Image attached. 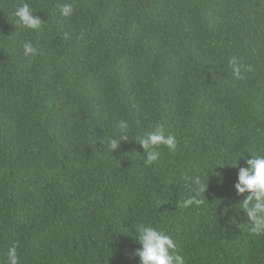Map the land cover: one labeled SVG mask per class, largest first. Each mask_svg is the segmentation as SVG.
I'll use <instances>...</instances> for the list:
<instances>
[{"label":"trees","instance_id":"1","mask_svg":"<svg viewBox=\"0 0 264 264\" xmlns=\"http://www.w3.org/2000/svg\"><path fill=\"white\" fill-rule=\"evenodd\" d=\"M22 2L39 29L17 24ZM120 120L129 140L112 151ZM158 127L177 147L157 146L147 166L134 140ZM258 152L264 0H0L3 264L13 243L19 264H139L141 224L186 264H264V235L243 224L247 193L234 189ZM190 195L201 203L183 207Z\"/></svg>","mask_w":264,"mask_h":264},{"label":"clouds","instance_id":"2","mask_svg":"<svg viewBox=\"0 0 264 264\" xmlns=\"http://www.w3.org/2000/svg\"><path fill=\"white\" fill-rule=\"evenodd\" d=\"M62 17H70L73 14V6L70 3H60L57 5ZM17 18V24L25 29H39L43 23L33 12L27 2L20 3L13 12ZM22 53L26 58H33L37 49L31 41H25L22 44ZM232 74L239 79L241 70L245 68L242 62H238L235 57L229 61ZM245 70H247L245 68ZM116 132L119 138H110L108 143L113 151L118 147L120 141H127L128 138V122L120 120L116 123ZM139 144L146 155L145 164L151 166L160 156V152L155 149L157 146L163 145L170 152L176 150V140L172 135H165L163 127H158L154 131H149L143 136L134 140ZM247 152V151H246ZM244 153V152H243ZM243 153L239 158H243ZM249 153V152H248ZM238 160L235 162L237 165ZM247 167H240L238 171V179L234 184L237 195H243L244 199L236 210H242L246 214V222L243 223L253 235H264V152L251 154V158L246 160ZM219 177V174L216 173ZM222 179V178H221ZM198 186L199 191L204 194L207 184L203 183L198 177L191 181ZM200 204L201 201L196 196H188L183 200L182 206L187 207L192 204ZM134 240L141 245L136 249L135 255L139 258V264H186L185 257L176 252V244L174 240L162 230H158L152 226L136 225L134 230ZM6 264H19V255L17 244L13 243L7 248L5 253ZM3 264V262H0Z\"/></svg>","mask_w":264,"mask_h":264}]
</instances>
